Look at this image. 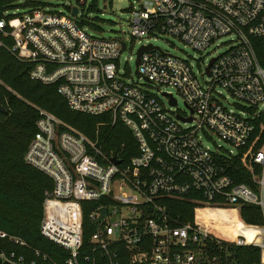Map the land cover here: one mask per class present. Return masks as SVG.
Listing matches in <instances>:
<instances>
[{
    "label": "built area",
    "instance_id": "2783aa9c",
    "mask_svg": "<svg viewBox=\"0 0 264 264\" xmlns=\"http://www.w3.org/2000/svg\"><path fill=\"white\" fill-rule=\"evenodd\" d=\"M53 1L72 6L59 12ZM45 2V7L5 13L0 33L12 41L8 50L34 64L32 80L58 84L71 110L109 115L130 129L138 143V154L123 164L119 156L106 154L97 142L39 110L25 160L54 182L41 235L67 253L63 264H120L124 253L131 264H237L231 259L233 246L256 247L260 257L254 264H264V144L249 168V183L238 182L230 172L257 123L264 122V69L253 46L264 37V0H135L129 8L128 38H104L89 26L81 28L82 20L91 22L89 0ZM74 8L78 18L72 15ZM161 35L197 51L229 38V49L195 70L188 60L149 43ZM128 40H147L141 47H154L141 55L136 71L143 84L121 68ZM145 85L166 90L161 94L167 104ZM176 94L186 111H179ZM188 196L198 204L191 223L179 222L160 202ZM85 202L99 205L83 206ZM243 206L259 207L263 223H245ZM102 209L106 215L100 221ZM208 210L219 212L217 218L206 221L199 212ZM229 211L236 213V224L251 230V239L243 234L231 239L236 227H228L222 215ZM86 222L93 228L88 245ZM0 238L27 246L4 232ZM35 254L47 264H60ZM0 259L1 264H25L15 253L1 252Z\"/></svg>",
    "mask_w": 264,
    "mask_h": 264
},
{
    "label": "trees",
    "instance_id": "16d2710c",
    "mask_svg": "<svg viewBox=\"0 0 264 264\" xmlns=\"http://www.w3.org/2000/svg\"><path fill=\"white\" fill-rule=\"evenodd\" d=\"M0 0V20L6 12L16 9L29 11L45 7V0ZM88 13H99L97 0H92ZM11 18V14L9 16ZM94 18L91 22L80 20L81 28L90 27L103 31ZM0 105L6 113L0 112V232L18 238L27 246H20L9 239L0 238V253H15L25 258V264L37 261L47 264L35 252L49 256L53 261L63 264L67 253L41 235L44 205L54 189L53 180L43 172L30 166L25 156L37 132L39 110L55 115L66 125L84 134L108 155L119 156L123 164L138 154V143L130 129L120 121L113 122L109 115L90 116L73 111L58 92V84L45 85L34 81L30 73L34 64L18 60L8 49L12 41L0 33ZM257 59L264 69V37L253 41ZM264 144V122L260 120L250 143L239 151L231 163V175L240 183H249V168L254 166L253 158ZM179 222L186 224L194 221V211L198 204L188 196L184 200L163 198L160 201ZM101 203V202H100ZM96 202H85L83 206H97ZM206 221L216 219L219 212L202 211ZM229 220L228 227L235 226L230 234L234 239L238 234L245 235L244 226L236 224V213L222 212ZM240 218L249 225L263 223L262 211L257 206H243ZM87 226L84 245L89 244L93 228ZM231 259L237 264H254L259 261L260 253L256 247H231ZM120 264H131L127 254L120 257Z\"/></svg>",
    "mask_w": 264,
    "mask_h": 264
},
{
    "label": "rangeland",
    "instance_id": "374dc122",
    "mask_svg": "<svg viewBox=\"0 0 264 264\" xmlns=\"http://www.w3.org/2000/svg\"><path fill=\"white\" fill-rule=\"evenodd\" d=\"M135 0H97L99 13L91 14L87 11V17L93 20L97 19V24L101 26L103 31H96L100 36L104 38H128L129 36V8L134 4ZM25 0H21L19 5H23ZM92 0H89L90 4ZM51 4L59 12H67V7L72 5L68 1H53ZM23 11V10H22ZM229 38H221L213 46L204 51L193 50L183 41L179 40L176 37L170 35H161L156 40H151L149 43L152 45L161 48L164 52L179 57L183 60H188L195 68V70L204 69L207 67L209 62L213 58H217L220 55L224 54L229 49L228 42ZM147 40L139 41H130L128 40L129 49L124 52L121 56V68L126 70L131 76L130 79L134 80L136 83L143 84L137 75V52L142 45H145ZM227 43V44H226ZM153 95L158 96L165 104H167V99L163 97L161 92L166 90L162 89L161 92L158 88L153 86L145 85L143 86ZM178 100V109L180 112L187 110L184 101L177 94L175 95ZM231 103H236L231 99ZM188 113V112H187ZM217 144L223 145L226 148H229L225 143L218 141L217 138L214 139ZM205 145L214 149L215 146L212 142L205 141ZM212 231L220 235L219 231L212 229Z\"/></svg>",
    "mask_w": 264,
    "mask_h": 264
},
{
    "label": "water",
    "instance_id": "95a60500",
    "mask_svg": "<svg viewBox=\"0 0 264 264\" xmlns=\"http://www.w3.org/2000/svg\"><path fill=\"white\" fill-rule=\"evenodd\" d=\"M78 8H74L73 9V11H72V15L74 16V17H76V18H78ZM123 50H126V44H124L123 43ZM154 47L153 46H143V47H141V48H139V50H138V52H137V60H136V66H137V68L139 67V65H140V58H141V55L144 53V52H146V51H150V50H152ZM212 63V62H211ZM208 70H209V68H208ZM171 104L172 105H176V100H172L171 101ZM0 112H2V113H6V109L2 106V105H0ZM179 119H182V118H180V117H178ZM113 162L115 163V164H119L120 162L118 161V160H116V159H114L113 160ZM101 213H102V215H101V218H100V221L105 217V215H106V210L105 209H102L101 210ZM2 263V260L0 259V264ZM3 264H10V263H3Z\"/></svg>",
    "mask_w": 264,
    "mask_h": 264
},
{
    "label": "bare ground",
    "instance_id": "6f19581e",
    "mask_svg": "<svg viewBox=\"0 0 264 264\" xmlns=\"http://www.w3.org/2000/svg\"><path fill=\"white\" fill-rule=\"evenodd\" d=\"M245 236H247L249 239H251L253 237L254 234H252L250 229L245 228ZM259 231V230H258Z\"/></svg>",
    "mask_w": 264,
    "mask_h": 264
}]
</instances>
